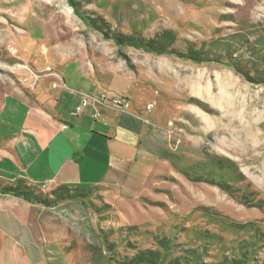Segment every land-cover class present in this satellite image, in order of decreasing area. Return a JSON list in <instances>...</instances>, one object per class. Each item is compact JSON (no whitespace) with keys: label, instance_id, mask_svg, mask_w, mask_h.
<instances>
[{"label":"rangeland","instance_id":"1","mask_svg":"<svg viewBox=\"0 0 264 264\" xmlns=\"http://www.w3.org/2000/svg\"><path fill=\"white\" fill-rule=\"evenodd\" d=\"M70 1L53 0V10L74 18L79 11L74 20L81 31L90 18L97 26L91 25L97 38L80 36L88 42L86 56L57 54L56 41H76L69 25L57 40L0 32V59L9 64L4 72L23 92L15 93V111L40 103L28 88L61 89L56 73L81 99L79 105L72 101L82 110L78 115L91 113V101L83 106L85 94L78 91L86 85L91 95L100 90L139 103L148 123L112 115L117 126L127 117L140 132L137 139L122 138L134 148L121 155V169L110 178L122 187L87 186L97 187L88 198L37 205L40 214L22 217L47 221L38 230L40 253L14 240L7 264H133L138 258L142 264H264V0H132L122 11L102 8L105 18L92 0ZM30 6L44 15L33 0ZM55 21L49 19L48 27ZM115 33L168 51L118 45ZM54 102L45 103L49 110ZM92 113L99 116L89 119L93 126L107 117L102 107ZM12 138L0 135V167L8 172L7 160L22 169ZM52 189L42 190L58 188Z\"/></svg>","mask_w":264,"mask_h":264},{"label":"crops","instance_id":"2","mask_svg":"<svg viewBox=\"0 0 264 264\" xmlns=\"http://www.w3.org/2000/svg\"><path fill=\"white\" fill-rule=\"evenodd\" d=\"M31 1L0 0V32L14 30L21 33H41L45 39L56 38L55 40H57V33L62 34L61 29L68 28L69 25L70 31L75 34L73 39L76 38V41H69L67 45H59L56 41L55 47L57 51H60L57 54L62 59L73 58L74 54H78L77 56L88 54V42L81 40V37L84 38L83 34L88 35L87 33H89L97 38L95 35L97 33L86 19V22L82 24V31L80 30L81 27L76 21L81 17L79 11H76L78 16L74 18L53 10V0H33L36 12L44 14L41 15L45 18L44 21L41 16L34 12L31 13ZM131 2L132 0H92L91 4L94 10L105 18L106 15L101 13L102 8L108 7V10L113 12L115 10L122 11V8L128 9L129 6H132ZM67 9L71 11L69 7ZM49 14L50 17H48ZM49 19H56V24L48 27ZM6 67H9V64L1 60L0 123L5 126L0 124V135L14 137L10 142L16 145L14 153L22 169L17 168L15 162L7 160L6 162L12 164L11 171L8 172L0 167V178L12 184H15L14 181L22 180L32 187L45 190L52 188L56 190L64 185L80 188H97L87 187L97 185L104 188H107L105 186L122 187L121 183L114 184L110 181L113 170L121 169L117 162L121 155H126L128 149H134L122 138L137 139L140 132L134 133L136 126L131 123L132 120L129 118L126 117L124 124L122 123V126L119 127L110 117L112 115H128L147 124L141 115V111L147 112L145 107L142 108L139 103L132 102L128 110L121 111L111 107L108 103L103 105L91 101V113L82 112L80 116L78 111L74 110L75 104L72 101H76V104L79 105L81 99L68 90L66 79L62 75L67 88L59 89L57 87L55 90H50L36 86L34 91L28 88L30 93L36 95L41 101L37 102L34 110L28 107V110L20 109L16 112L15 93L21 95L23 92L10 75L4 72ZM82 87L87 86H81L78 89L81 95H91L87 90L89 87L86 89H82ZM99 92L100 90L92 96H97ZM53 100L55 102L51 108L55 107V109L49 110L48 103H45ZM41 103H44L45 106ZM97 107H102V111L107 117L102 120L101 124L97 123L93 126L90 125L89 119L97 120L95 116L93 118L91 115ZM58 109L60 110L57 111ZM75 111L76 115L73 114ZM17 117L24 122L17 125L11 121H3L4 119L9 120V118L16 120ZM133 122L137 124V122ZM8 124L9 127H7ZM117 142L120 144H115L114 147L113 143ZM23 205L29 206L26 213L17 214L15 209L23 207ZM41 209L37 204L28 203L20 197L0 193V237L2 238L0 264H7L8 260L14 256L15 249L12 242L14 240L18 245L28 247L30 254L31 247L38 248L37 238L41 230L45 228L47 221L41 220L40 215L34 218L31 216L30 219L22 216L28 215L31 211L39 213ZM38 251L40 253L39 248ZM33 253H37V250ZM40 259L44 261V257L41 256Z\"/></svg>","mask_w":264,"mask_h":264},{"label":"trees","instance_id":"3","mask_svg":"<svg viewBox=\"0 0 264 264\" xmlns=\"http://www.w3.org/2000/svg\"><path fill=\"white\" fill-rule=\"evenodd\" d=\"M73 6H76L75 0L70 1ZM91 25L93 27H97L95 25V20L93 18H90ZM101 20V16H100ZM102 22L105 26L109 27V23L102 18ZM90 24V22H89ZM99 27V26H98ZM96 30L100 31L106 38L111 37L110 34H108L104 28H96ZM123 41L119 38V33L114 34V39L118 45H124V44H132L135 43L139 46H141L146 51H153L156 53H166L168 51V47L164 46V44H160L159 46H154L153 43H145L143 40L138 39L134 36H124L121 35ZM185 57V56H184ZM191 59V58H190ZM195 61H199L196 59ZM231 66H236V64L232 63ZM2 182H0V193L2 194H11L16 197H20L31 204H37L45 207L52 206L59 202L60 200H82L83 198H88L90 190H93L92 188H80V187H69V186H61L56 191H53L52 194H47L42 189L37 187H32L29 184H27L25 181L19 180L18 185L14 186L11 182H8L6 180H3L0 178ZM0 180V181H1ZM21 184H24V187H22ZM86 190L89 192L86 193ZM141 258H138L133 264H142L140 262ZM149 260V259H147ZM151 261V260H149Z\"/></svg>","mask_w":264,"mask_h":264},{"label":"built area","instance_id":"4","mask_svg":"<svg viewBox=\"0 0 264 264\" xmlns=\"http://www.w3.org/2000/svg\"><path fill=\"white\" fill-rule=\"evenodd\" d=\"M53 76H56L57 79L61 82V85L64 88H67V85L65 84V81L63 79V77H61L59 74L54 73ZM35 78H39L38 75H34ZM57 83L54 84V86L57 87ZM85 99L83 102V106H86L90 101H94L98 104H105L108 103L111 107L118 109V110H122V111H126L131 107V101L129 99H119L116 96H110L107 92L101 91L97 94V96H92V95H88L85 94L84 95ZM148 109V107H147ZM150 111V108L148 109ZM81 111V108L78 109V112ZM98 115H95V118H98ZM148 123V121H146Z\"/></svg>","mask_w":264,"mask_h":264}]
</instances>
